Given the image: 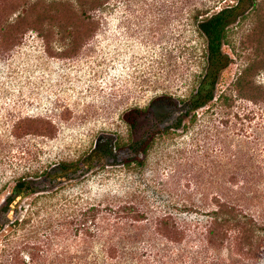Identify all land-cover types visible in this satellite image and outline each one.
<instances>
[{"label":"rangeland","instance_id":"rangeland-1","mask_svg":"<svg viewBox=\"0 0 264 264\" xmlns=\"http://www.w3.org/2000/svg\"><path fill=\"white\" fill-rule=\"evenodd\" d=\"M76 1L0 0V184L10 186L28 167L89 161L50 186L51 196L36 202L47 211L19 232L43 229V217L70 221L80 207L116 197L148 218L139 223L144 229L121 224L148 264H264V0L244 12L223 47L231 62L216 93L224 96L187 127L166 128L171 118L151 128L149 148L128 164L125 112L176 94L191 79L198 44L189 16L213 0H109L91 31ZM244 68L238 93L233 84ZM140 124L137 133L146 120ZM218 204L224 215L252 218L259 234L211 218ZM77 226L64 227L81 245ZM90 244L85 252L98 253L99 244Z\"/></svg>","mask_w":264,"mask_h":264},{"label":"trees","instance_id":"trees-1","mask_svg":"<svg viewBox=\"0 0 264 264\" xmlns=\"http://www.w3.org/2000/svg\"><path fill=\"white\" fill-rule=\"evenodd\" d=\"M254 1L235 0L234 3H226L227 0H213L210 5L201 3L202 5L192 7L189 18L192 20L193 32L198 44L196 69L191 79L184 83V87L178 93H163L151 99L148 105L132 107L125 112L123 120L132 136L128 149L133 156L127 160V164L130 161L138 163L139 155L147 151L153 139L151 128L171 118L173 122L166 128L187 127L196 121L198 110L224 96L223 92L216 93L220 73L231 62L230 56L223 47L230 44L233 25L239 23L244 12ZM109 4V0H81L73 5L81 8L87 31H91L99 24L96 12L106 9ZM23 10L25 11V7ZM245 75L246 68L233 84L234 90L238 93L241 91ZM145 120L146 127L142 132L137 133L140 122ZM121 147L119 141L114 145V149L120 150ZM107 148L111 150L109 145ZM93 152L95 156L103 157L105 154L101 150V145H96ZM88 162H84L83 159L62 160L52 167L42 165L28 167L22 174L11 177L10 186L9 179L0 184V264H148V261L142 258L139 248L132 243L133 235L128 233L129 230L127 233L121 230V224L144 229L139 223L148 218L141 211L116 197L105 199L97 207L92 205L80 207L76 212L67 215L71 217L70 221H65L66 216L57 218L55 225L60 224L61 227L53 225L52 217H43L42 222L48 221L43 229L35 228L27 232H19L24 225L34 220L40 209L47 211V204L37 206L36 202L51 196L50 193L54 190L49 189L50 186L69 179L72 174L87 167ZM31 195L35 196L28 205H22L24 199ZM95 209H97L96 215L91 211ZM208 212L214 220L236 221L251 233L260 232L252 218L245 216L242 219L239 215H224L225 211L219 204ZM160 219L159 215L153 217L154 223H158ZM68 222L78 224L73 235L77 236L80 232L81 238L84 236V239H81L82 246L79 239L78 241H75V238L71 239V233H68L64 227ZM61 236L63 242L59 243L60 247L56 250L52 249L54 241ZM69 240L74 244L71 245ZM90 241L99 244V251L94 255L85 252L86 248L91 246ZM72 246L78 249L79 254L69 253ZM158 253L159 249L155 248V255Z\"/></svg>","mask_w":264,"mask_h":264}]
</instances>
